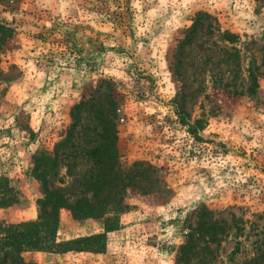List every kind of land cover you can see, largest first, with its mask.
I'll return each mask as SVG.
<instances>
[{
  "label": "rangeland",
  "instance_id": "rangeland-1",
  "mask_svg": "<svg viewBox=\"0 0 264 264\" xmlns=\"http://www.w3.org/2000/svg\"><path fill=\"white\" fill-rule=\"evenodd\" d=\"M0 20L11 32L0 178L23 200L2 217H36L38 151L57 149L51 185L90 166L97 103L115 119L121 162L160 175L150 191H128L108 230L60 209L57 241L104 232L103 249L25 251L26 262L181 264L178 246L209 210L220 241H199L188 264H264V0H0Z\"/></svg>",
  "mask_w": 264,
  "mask_h": 264
},
{
  "label": "trees",
  "instance_id": "trees-1",
  "mask_svg": "<svg viewBox=\"0 0 264 264\" xmlns=\"http://www.w3.org/2000/svg\"><path fill=\"white\" fill-rule=\"evenodd\" d=\"M10 33V28L0 20V52ZM226 37L230 39V34ZM251 74L255 81L256 75L252 72ZM79 105L80 103L73 110H77ZM91 107L95 111V126H99V131L95 132L93 140H88L89 146L84 151L90 166L73 175L68 186L50 184V176L57 166V149H44L33 154L32 173L40 182L41 192L35 198V218L9 220L1 216V210L17 206L23 200L16 186L11 185L6 178H0V264H30L22 255L23 252L31 250L66 252L103 249L104 232L57 241L60 209H70L72 216L77 219L103 218L105 230H108L116 223L117 214L127 207L125 197L129 190L147 192L158 185L160 175L152 164L136 161L131 167H127L121 162L115 119L110 113L103 111V105L97 103ZM77 125L78 118L74 117L61 144L73 139ZM188 131L195 133L193 125L188 126ZM147 177L150 178L149 184L143 183ZM204 214L205 218L189 228L185 233V241L177 248L176 261L181 264H188L197 253L199 241H220L215 220L210 217L211 212L205 210Z\"/></svg>",
  "mask_w": 264,
  "mask_h": 264
}]
</instances>
